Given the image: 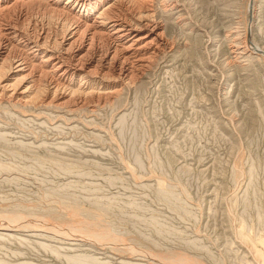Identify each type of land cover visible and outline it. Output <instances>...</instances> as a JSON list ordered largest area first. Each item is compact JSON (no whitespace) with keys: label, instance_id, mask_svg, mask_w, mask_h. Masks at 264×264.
Masks as SVG:
<instances>
[{"label":"rangeland","instance_id":"1","mask_svg":"<svg viewBox=\"0 0 264 264\" xmlns=\"http://www.w3.org/2000/svg\"><path fill=\"white\" fill-rule=\"evenodd\" d=\"M248 6L155 0L165 45L109 101L0 104V264H264V60L246 48Z\"/></svg>","mask_w":264,"mask_h":264},{"label":"bare ground","instance_id":"2","mask_svg":"<svg viewBox=\"0 0 264 264\" xmlns=\"http://www.w3.org/2000/svg\"><path fill=\"white\" fill-rule=\"evenodd\" d=\"M153 1L0 0V104L46 106L66 96L109 101L113 91L106 90L134 82L165 45ZM256 2L249 0L245 44L264 60L252 40ZM43 222L39 227L61 237H87Z\"/></svg>","mask_w":264,"mask_h":264}]
</instances>
